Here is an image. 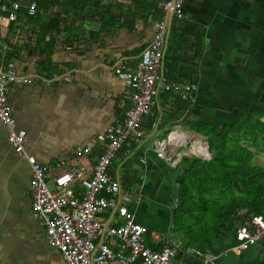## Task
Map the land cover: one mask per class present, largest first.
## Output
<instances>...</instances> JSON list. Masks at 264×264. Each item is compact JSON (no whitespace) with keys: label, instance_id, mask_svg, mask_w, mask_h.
Instances as JSON below:
<instances>
[{"label":"crops","instance_id":"0c3cea01","mask_svg":"<svg viewBox=\"0 0 264 264\" xmlns=\"http://www.w3.org/2000/svg\"><path fill=\"white\" fill-rule=\"evenodd\" d=\"M118 2L111 0L108 8H92L87 14L77 5L75 12L65 5L50 6L61 15L56 19L62 20L64 32L43 33L52 18L46 10L42 21L0 24V68L13 62L19 76L32 80L10 84L8 94L18 127L27 131L26 148L42 163L63 169L80 161L94 165L104 149L97 136L126 118L131 88L114 67H137L160 18L148 6L141 10L131 0ZM77 11L83 18L74 16ZM100 12L113 13L110 19L123 14L126 24L107 33ZM175 30L185 36V44L169 42L171 51L167 49L159 72L169 73L168 59L177 57L171 82L194 83L196 94L188 100L162 87L144 120L145 136L122 147L110 174L132 196L138 223L182 241L178 259L185 264H264V238L235 251L240 222L219 236L205 230L204 247L180 238L179 230L174 231L177 222L192 226L190 218L177 219L189 163L182 157L170 165L155 150L156 141L183 133L190 139L184 149L201 142L210 153L205 160H210L201 128L234 124L249 113L264 122V0H183V16L173 17L169 38ZM8 133L0 123V264H67L33 216L32 167L14 151ZM89 145L93 151L79 158L76 150ZM177 151L169 149L171 155ZM56 174L49 176L54 184Z\"/></svg>","mask_w":264,"mask_h":264},{"label":"built area","instance_id":"2783aa9c","mask_svg":"<svg viewBox=\"0 0 264 264\" xmlns=\"http://www.w3.org/2000/svg\"><path fill=\"white\" fill-rule=\"evenodd\" d=\"M38 3V0H0V24L27 22L29 17L40 13ZM159 5L163 15L155 23L154 39L142 51L137 67L123 63L114 67L115 73L131 88L132 105L123 121L97 136V140L104 143V149L94 165L80 161L63 169L61 165L42 163L28 152L27 131L17 125L8 91L14 82L32 80L19 76L13 62L0 68V123L8 128V141L14 151L25 156L32 167L33 216L44 228L48 243L60 250L67 264H185L178 259L182 241L138 223L131 208L132 196L110 174L121 148L145 136L144 120L152 114L162 87L181 92L188 100L196 94V84L171 83L159 72L170 37L171 15L183 16V0H160ZM46 14L61 18L53 7H49ZM189 142L187 135L173 134L156 141L155 150L161 159L174 166L184 156L210 158L208 148L205 153L197 151L195 144L184 149ZM171 148H178L177 154L171 155ZM92 151V145L79 147L76 155L81 158ZM54 171L57 174L54 189H51L48 181ZM235 235L237 252L262 240L264 215L252 214L238 225ZM196 253L207 256L202 251Z\"/></svg>","mask_w":264,"mask_h":264},{"label":"trees","instance_id":"16d2710c","mask_svg":"<svg viewBox=\"0 0 264 264\" xmlns=\"http://www.w3.org/2000/svg\"><path fill=\"white\" fill-rule=\"evenodd\" d=\"M159 1L131 0L138 9L143 10L147 6L153 8L157 19L163 15ZM38 2L40 13L34 18L29 17L30 20L42 21V10H47L50 6L65 5L68 10L75 12L74 6L77 5L87 14L92 8L94 10L108 8L111 0H64L63 3L62 0H38ZM114 3L120 4L118 0H114ZM100 15L101 28L109 26L107 33H112L115 27L121 28L126 24L122 23L123 14H115L114 19H110L113 13L100 12ZM74 16L83 18L82 15H78V11ZM60 27H63L62 20L52 17L44 26L43 33L64 32L66 28ZM172 40L177 41L175 46L179 47L186 38L175 30L169 38L168 47ZM50 42L54 43L53 38ZM174 58L177 57H169L167 67L169 73H164L168 82L174 80L177 70L178 62ZM45 63V61L42 63L43 67ZM201 131L208 138L212 158L205 160L196 156H184V161L188 162L189 166L179 192L177 214L181 209L179 220H184L186 216L195 221L205 218L202 220L210 225V228L214 226L217 229L214 234L219 236L228 231L231 225L246 222L252 214L264 215V167L254 162L256 153L242 142L250 141L257 148H263L264 122L260 116L249 113L234 124L205 127L201 128Z\"/></svg>","mask_w":264,"mask_h":264},{"label":"rangeland","instance_id":"374dc122","mask_svg":"<svg viewBox=\"0 0 264 264\" xmlns=\"http://www.w3.org/2000/svg\"><path fill=\"white\" fill-rule=\"evenodd\" d=\"M206 141L207 139L204 138ZM242 142L246 145H248V147L254 151L256 153V157L254 162L256 164H259L261 166L264 167V145L263 148H257L253 143H251L250 141L245 142V140H242ZM48 185L51 189H54L55 184L51 181L48 182ZM181 211V209H179L178 214H177V219H181L179 216V212ZM189 217L186 216L185 220L187 221ZM203 220H205V218H202ZM202 219H200L199 221H193V219L191 220L192 222V226L188 227L185 224H179V222H177V227L174 228V231H178L180 233V238L183 239L186 242H192L193 244L200 246V247H204V237H205V230H209V232L213 235L214 232H216L217 229L214 228H210V225H207L206 222H204ZM183 220V219H182ZM189 221V220H188ZM212 224V223H210ZM157 231H159L158 229H156ZM203 230V231H202ZM216 236V235H215Z\"/></svg>","mask_w":264,"mask_h":264},{"label":"bare ground","instance_id":"6f19581e","mask_svg":"<svg viewBox=\"0 0 264 264\" xmlns=\"http://www.w3.org/2000/svg\"><path fill=\"white\" fill-rule=\"evenodd\" d=\"M195 149L197 151H201L202 153H205L207 151V147L206 145L202 144L201 142H196L195 143Z\"/></svg>","mask_w":264,"mask_h":264},{"label":"water","instance_id":"95a60500","mask_svg":"<svg viewBox=\"0 0 264 264\" xmlns=\"http://www.w3.org/2000/svg\"><path fill=\"white\" fill-rule=\"evenodd\" d=\"M172 20H173V15H171V23H172ZM170 33H171V30H170ZM167 49H168V45H167V47H166V51H167ZM166 54V53H165Z\"/></svg>","mask_w":264,"mask_h":264}]
</instances>
